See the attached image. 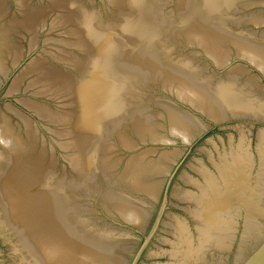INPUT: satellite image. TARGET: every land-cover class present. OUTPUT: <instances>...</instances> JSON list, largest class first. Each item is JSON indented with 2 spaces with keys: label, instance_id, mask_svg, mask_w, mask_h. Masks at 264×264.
Instances as JSON below:
<instances>
[{
  "label": "water",
  "instance_id": "obj_1",
  "mask_svg": "<svg viewBox=\"0 0 264 264\" xmlns=\"http://www.w3.org/2000/svg\"><path fill=\"white\" fill-rule=\"evenodd\" d=\"M0 264H264V0H0Z\"/></svg>",
  "mask_w": 264,
  "mask_h": 264
}]
</instances>
